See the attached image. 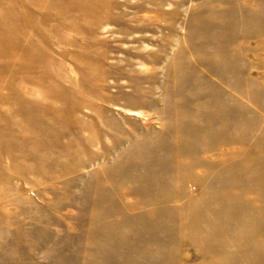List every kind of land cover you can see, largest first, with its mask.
<instances>
[{"label":"rangeland","instance_id":"1","mask_svg":"<svg viewBox=\"0 0 264 264\" xmlns=\"http://www.w3.org/2000/svg\"><path fill=\"white\" fill-rule=\"evenodd\" d=\"M0 264H264V0H0Z\"/></svg>","mask_w":264,"mask_h":264}]
</instances>
